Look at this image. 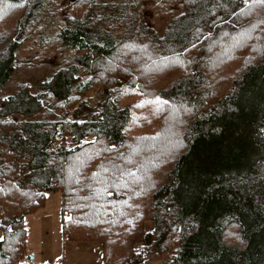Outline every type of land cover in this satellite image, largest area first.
I'll return each instance as SVG.
<instances>
[{
  "label": "trees",
  "instance_id": "obj_1",
  "mask_svg": "<svg viewBox=\"0 0 264 264\" xmlns=\"http://www.w3.org/2000/svg\"><path fill=\"white\" fill-rule=\"evenodd\" d=\"M41 17L57 69L4 94ZM49 192L103 264H264V4L0 0V264Z\"/></svg>",
  "mask_w": 264,
  "mask_h": 264
},
{
  "label": "rangeland",
  "instance_id": "obj_2",
  "mask_svg": "<svg viewBox=\"0 0 264 264\" xmlns=\"http://www.w3.org/2000/svg\"><path fill=\"white\" fill-rule=\"evenodd\" d=\"M40 21V23L43 24H34L33 28L30 29L28 35L25 36V38L20 42L16 50V58L18 60V64L16 65L15 71L4 86V94L12 93L26 84L36 92L39 90L40 84L44 80L48 79L57 69V65L54 61L41 65L33 64L32 59L35 55H39V44L42 40L44 31H46L42 27L43 25H45L46 27L51 26V21L45 22L43 20V17L40 18ZM159 23L161 22L157 21L156 25ZM160 28H162V26ZM52 31L53 29L51 28L50 33ZM50 45L51 42L48 41L47 43H45V48L49 47ZM89 107H92V105H90ZM88 112V110H81L78 116L85 117ZM59 196L60 194L58 193L55 197L58 199ZM52 199L53 198L49 199V205L52 204ZM32 219L33 220L31 221L28 220L25 225L28 228L29 241L33 245V247L36 248V252L39 255H42L44 257V260H52V262H55L57 257L58 259H61L66 258L67 256V258L69 259V256H72V254L69 252V247L67 244L69 240L64 238L63 234L61 236L59 227L57 226V229H50L51 226H40L39 224L45 221V216H43L42 218L34 217ZM57 221L60 222V213L57 216ZM152 227L153 222L148 221L145 225V230H151ZM137 246L138 249L142 250V244H138ZM40 250H42V252ZM166 260L167 256L165 255L160 257L151 256L150 258H146L145 264H166Z\"/></svg>",
  "mask_w": 264,
  "mask_h": 264
},
{
  "label": "crops",
  "instance_id": "obj_3",
  "mask_svg": "<svg viewBox=\"0 0 264 264\" xmlns=\"http://www.w3.org/2000/svg\"><path fill=\"white\" fill-rule=\"evenodd\" d=\"M57 194L58 192L47 193L44 205L39 207L35 212L26 215L24 217V224L27 223L28 220L30 221L33 220L32 218L34 217L42 218L43 216H45V221L41 222L39 225L51 226L50 229L52 228L57 229L58 226L62 236L61 195L57 199L55 197L57 196ZM50 198H53L52 199L53 201L51 202L52 204L49 205ZM59 213H60V222L57 221V216L59 215ZM26 231H27L26 258L28 256H31V258H27L31 264H103L102 246L99 242H75L70 240L67 243L69 247V252L72 254V256H69L70 257L69 259L66 256V258H61V259H58L57 257L55 262H52V260H44V257L42 255H39L35 250L36 248H34L33 245L30 243L27 227H26ZM40 251L42 252V250Z\"/></svg>",
  "mask_w": 264,
  "mask_h": 264
},
{
  "label": "built area",
  "instance_id": "obj_4",
  "mask_svg": "<svg viewBox=\"0 0 264 264\" xmlns=\"http://www.w3.org/2000/svg\"><path fill=\"white\" fill-rule=\"evenodd\" d=\"M22 264H31V263H30V261L26 257H24L22 259Z\"/></svg>",
  "mask_w": 264,
  "mask_h": 264
},
{
  "label": "snow or ice",
  "instance_id": "obj_5",
  "mask_svg": "<svg viewBox=\"0 0 264 264\" xmlns=\"http://www.w3.org/2000/svg\"><path fill=\"white\" fill-rule=\"evenodd\" d=\"M259 3L260 4H264V0H259Z\"/></svg>",
  "mask_w": 264,
  "mask_h": 264
},
{
  "label": "water",
  "instance_id": "obj_6",
  "mask_svg": "<svg viewBox=\"0 0 264 264\" xmlns=\"http://www.w3.org/2000/svg\"><path fill=\"white\" fill-rule=\"evenodd\" d=\"M27 258H31V256H28Z\"/></svg>",
  "mask_w": 264,
  "mask_h": 264
}]
</instances>
